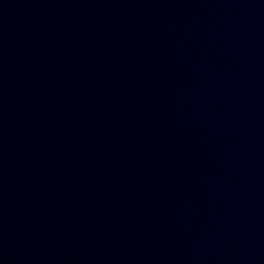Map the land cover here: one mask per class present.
I'll return each mask as SVG.
<instances>
[{"label": "water", "instance_id": "95a60500", "mask_svg": "<svg viewBox=\"0 0 264 264\" xmlns=\"http://www.w3.org/2000/svg\"><path fill=\"white\" fill-rule=\"evenodd\" d=\"M0 264H264V0H0Z\"/></svg>", "mask_w": 264, "mask_h": 264}]
</instances>
